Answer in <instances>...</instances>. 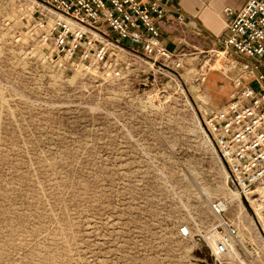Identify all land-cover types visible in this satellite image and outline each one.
<instances>
[{
	"label": "rangeland",
	"instance_id": "374dc122",
	"mask_svg": "<svg viewBox=\"0 0 264 264\" xmlns=\"http://www.w3.org/2000/svg\"><path fill=\"white\" fill-rule=\"evenodd\" d=\"M210 48L167 61L125 45L104 69L59 56L0 0V264H223L220 218L238 228L229 264H264V212L232 196L205 128L210 85L227 82Z\"/></svg>",
	"mask_w": 264,
	"mask_h": 264
},
{
	"label": "built area",
	"instance_id": "2783aa9c",
	"mask_svg": "<svg viewBox=\"0 0 264 264\" xmlns=\"http://www.w3.org/2000/svg\"><path fill=\"white\" fill-rule=\"evenodd\" d=\"M180 1L18 0L43 44L63 58L104 69L111 66L110 50L121 51L125 45L153 60H174L179 52L162 43L160 25L165 21L183 26ZM169 3L175 5L172 19ZM221 14L223 33L206 53L209 68L229 80L230 91L204 124L239 194L252 209L264 212V0H246L238 9L225 6ZM215 229L220 233L215 251L227 257L223 264H229L231 256L238 260L237 226L220 218ZM177 234L188 238L191 230L182 224Z\"/></svg>",
	"mask_w": 264,
	"mask_h": 264
},
{
	"label": "crops",
	"instance_id": "0c3cea01",
	"mask_svg": "<svg viewBox=\"0 0 264 264\" xmlns=\"http://www.w3.org/2000/svg\"><path fill=\"white\" fill-rule=\"evenodd\" d=\"M246 0H181L178 7L184 15L185 23L183 26L174 23L162 22L160 25V40L171 51H183L184 48L205 49L215 45L216 39L223 33V18L221 10L225 6L232 9L240 8ZM168 17L173 18L171 10L175 5L169 3ZM197 28V30H196ZM196 31L199 32L196 35ZM193 43V44H192ZM210 73L207 80L209 81ZM216 75V74H215ZM217 80L210 85L211 90L218 93V97L213 95L215 106L223 104L230 91V82L225 83L224 78L216 75ZM224 82L221 84L223 80Z\"/></svg>",
	"mask_w": 264,
	"mask_h": 264
},
{
	"label": "bare ground",
	"instance_id": "6f19581e",
	"mask_svg": "<svg viewBox=\"0 0 264 264\" xmlns=\"http://www.w3.org/2000/svg\"><path fill=\"white\" fill-rule=\"evenodd\" d=\"M208 62L210 63L209 60H208ZM230 192H231L232 196H234V197L237 198L238 200H239V198H243L242 195H241V197H240V195H239L238 193H236L235 191H230ZM243 199H244V198H243ZM239 201H240V200H239ZM218 206H219L220 209L223 207L222 204H219ZM255 214H256V217H257V218L260 217V213H259L258 211H256ZM209 238H210V237H209ZM209 244H210L211 249L213 250V252L216 253V254H218V253L215 251V240H214L213 238H211V239L209 240ZM235 255L238 256L236 252H235Z\"/></svg>",
	"mask_w": 264,
	"mask_h": 264
}]
</instances>
